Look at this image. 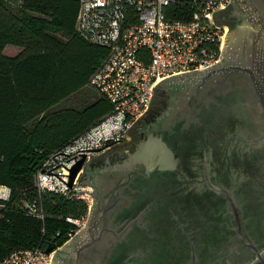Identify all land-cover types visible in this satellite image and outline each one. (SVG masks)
Listing matches in <instances>:
<instances>
[{
    "label": "water",
    "instance_id": "obj_1",
    "mask_svg": "<svg viewBox=\"0 0 264 264\" xmlns=\"http://www.w3.org/2000/svg\"><path fill=\"white\" fill-rule=\"evenodd\" d=\"M224 59L155 89L132 139L71 170L85 227L51 264H264V0H231Z\"/></svg>",
    "mask_w": 264,
    "mask_h": 264
},
{
    "label": "trees",
    "instance_id": "obj_2",
    "mask_svg": "<svg viewBox=\"0 0 264 264\" xmlns=\"http://www.w3.org/2000/svg\"><path fill=\"white\" fill-rule=\"evenodd\" d=\"M166 9L170 20H186L189 5ZM181 10V11H180ZM80 0H0V261L17 250L62 247L88 212L85 201L40 193L35 176L45 160L113 110L102 94L84 109L55 106L90 85L109 56L76 31ZM16 47L17 49H14ZM35 205L44 215L30 214Z\"/></svg>",
    "mask_w": 264,
    "mask_h": 264
},
{
    "label": "built area",
    "instance_id": "obj_3",
    "mask_svg": "<svg viewBox=\"0 0 264 264\" xmlns=\"http://www.w3.org/2000/svg\"><path fill=\"white\" fill-rule=\"evenodd\" d=\"M187 4L183 17L170 20L166 9ZM231 0H80L77 33L87 41L109 49V56L90 85L107 98L113 110L65 149L53 153L35 176L40 193L54 192L85 201L88 212L80 219L68 218L75 229L70 240L86 225L93 200L79 186L82 171L69 187L72 168L85 158L123 145L128 131L147 113L155 87L163 80L204 71L224 59L227 26L218 27L213 14L226 9ZM11 190L0 188V200L8 201ZM40 220L35 205L28 207ZM69 240V241H70ZM61 248V247H58ZM55 252L40 248L17 250L0 264H51Z\"/></svg>",
    "mask_w": 264,
    "mask_h": 264
},
{
    "label": "rangeland",
    "instance_id": "obj_4",
    "mask_svg": "<svg viewBox=\"0 0 264 264\" xmlns=\"http://www.w3.org/2000/svg\"><path fill=\"white\" fill-rule=\"evenodd\" d=\"M14 6L16 7L18 5L15 4ZM13 48L17 49L16 47H13ZM99 96L100 94L97 92V90L93 88L91 85H88L81 91L77 92L70 98L61 102L59 105L55 106V109L56 110H62V109H67V108L84 109L85 107L91 105V103H93ZM131 139H132V136H130V139L126 141L125 143L129 142ZM83 189H86V191L88 190L92 191L91 187H85Z\"/></svg>",
    "mask_w": 264,
    "mask_h": 264
},
{
    "label": "crops",
    "instance_id": "obj_5",
    "mask_svg": "<svg viewBox=\"0 0 264 264\" xmlns=\"http://www.w3.org/2000/svg\"><path fill=\"white\" fill-rule=\"evenodd\" d=\"M8 1H9V2H10V4H12V5H13V4H14V5L16 4V5H18V6H19V5L21 4V1H22V0H17V1H15V0H11V1H10V0H8ZM14 5H13V6H14Z\"/></svg>",
    "mask_w": 264,
    "mask_h": 264
},
{
    "label": "flooded vegetation",
    "instance_id": "obj_6",
    "mask_svg": "<svg viewBox=\"0 0 264 264\" xmlns=\"http://www.w3.org/2000/svg\"><path fill=\"white\" fill-rule=\"evenodd\" d=\"M112 148H114V147H112ZM111 148V149H112ZM107 151H109V150H107ZM106 152H104V153H101V154H99V155H96V156H94V157H98V156H101V155H103V154H105Z\"/></svg>",
    "mask_w": 264,
    "mask_h": 264
}]
</instances>
